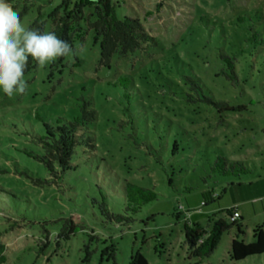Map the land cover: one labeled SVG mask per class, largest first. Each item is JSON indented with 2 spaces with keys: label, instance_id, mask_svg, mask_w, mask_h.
<instances>
[{
  "label": "rangeland",
  "instance_id": "374dc122",
  "mask_svg": "<svg viewBox=\"0 0 264 264\" xmlns=\"http://www.w3.org/2000/svg\"><path fill=\"white\" fill-rule=\"evenodd\" d=\"M86 2H18L26 28L54 31L85 51L44 67L29 57L26 92L9 98L0 89V264H131L138 253L149 264H232L231 241L252 242L254 223L248 239L234 226L203 260L191 255L186 223L210 231L231 218L229 186L239 179L214 170L219 157L249 166L243 182L264 175V0H111L120 19H138L151 38L109 65ZM76 6L80 18L67 20ZM225 57L235 81L223 74ZM189 77L212 99L245 109L221 114L197 101ZM85 104L96 120L62 128V164L49 171L39 159L49 129L74 121ZM88 137L92 146L77 147L70 165L71 140ZM122 182L159 198L127 212ZM104 198L132 221L111 219ZM202 201V211L215 213L192 223L190 206ZM239 264H264V256Z\"/></svg>",
  "mask_w": 264,
  "mask_h": 264
},
{
  "label": "trees",
  "instance_id": "16d2710c",
  "mask_svg": "<svg viewBox=\"0 0 264 264\" xmlns=\"http://www.w3.org/2000/svg\"><path fill=\"white\" fill-rule=\"evenodd\" d=\"M19 1L20 0H6V2L11 4L15 11L18 10ZM86 3L95 8L96 20L91 24L96 35L100 37L102 41L101 55L103 64L109 65L111 59L117 54L125 56L136 51L139 49L142 42H147V40L151 38L147 35L144 27L138 19L129 17L120 19L116 13V7L112 4L111 0H87ZM80 9L81 7L76 6L74 11L70 13L71 17H67L66 19L73 18L78 20L82 14ZM63 23L66 24L67 21L63 19ZM224 60L228 64L229 72L224 71L223 74L230 80H237L234 62L227 57H225ZM188 80L192 84V90H195L199 96L197 101H203L214 106L221 114L226 112H240L245 109L244 105H232L225 100L218 101L212 99L210 96L206 95L204 89H202V85L190 77ZM124 81L127 80L124 79ZM95 120L96 111L88 110V105L85 104L82 107V115L77 117L74 121L66 123L61 122V126L56 130L49 129L47 137L43 142L45 155L39 157L49 171H52L50 170L51 164H62L61 154H65L62 128L66 127L70 130H78L81 127L89 126ZM89 140L90 137L85 141L79 138L71 140V153L70 157H68L70 165H72V158L77 152V147H83L85 145L92 146L91 143H89ZM71 169L73 168L64 167V173ZM214 170L219 171L223 176L236 177V179H239V182H233L230 184L229 187L233 190L239 189L243 186H250V183L242 181L243 176L252 173V170L244 161H229L225 157H219L218 161L215 163ZM121 184V188L125 194L127 212L136 213L145 205L155 202L159 198L158 194L152 189L144 188L132 182H122ZM102 209L105 214L117 223H130L132 221V218L129 216L111 213L105 198L102 203ZM73 224L74 226L71 228L70 234L75 232L76 224L75 222H73ZM234 226L237 227L240 234H245L241 222L239 220L232 222L230 217L219 219L210 231L198 226L193 228L186 223L187 242L189 244L191 255L202 260L210 256L218 247L222 236ZM253 235L254 240L252 242H246L239 238H235L231 241L230 257L233 261L232 264H239L241 261H245L248 258L261 257L264 255V225L257 226L254 229ZM3 248L2 245L0 250V262L4 261V256H2ZM131 264H149V262L143 254L138 253V255L132 259Z\"/></svg>",
  "mask_w": 264,
  "mask_h": 264
},
{
  "label": "clouds",
  "instance_id": "9594fccd",
  "mask_svg": "<svg viewBox=\"0 0 264 264\" xmlns=\"http://www.w3.org/2000/svg\"><path fill=\"white\" fill-rule=\"evenodd\" d=\"M84 51V45L73 47L54 31L26 28L11 4L0 0V89L9 98L24 94L28 88L24 77L29 57L44 67L58 58L72 59Z\"/></svg>",
  "mask_w": 264,
  "mask_h": 264
},
{
  "label": "crops",
  "instance_id": "0c3cea01",
  "mask_svg": "<svg viewBox=\"0 0 264 264\" xmlns=\"http://www.w3.org/2000/svg\"><path fill=\"white\" fill-rule=\"evenodd\" d=\"M250 186H243L239 189H230L231 197L226 210L236 208L240 213L239 221L245 229V237L248 239L250 226L248 223H254V229L257 226L264 225V175L249 179ZM204 201L193 203L190 206L192 211L188 213L192 223L200 224L206 218H210V213H215L214 210L202 211L201 205ZM207 206V204L205 205ZM187 219V217H186ZM264 256V255H263ZM261 256V257H263Z\"/></svg>",
  "mask_w": 264,
  "mask_h": 264
},
{
  "label": "built area",
  "instance_id": "2783aa9c",
  "mask_svg": "<svg viewBox=\"0 0 264 264\" xmlns=\"http://www.w3.org/2000/svg\"><path fill=\"white\" fill-rule=\"evenodd\" d=\"M205 204H206V203L203 202V203H202V206H204ZM179 209H181L182 211H185V213H188L187 208L185 207V205H180V206H179ZM230 210H231V220H232V221H236V220H238V219L240 218V213H239V211H238L236 208H230Z\"/></svg>",
  "mask_w": 264,
  "mask_h": 264
}]
</instances>
